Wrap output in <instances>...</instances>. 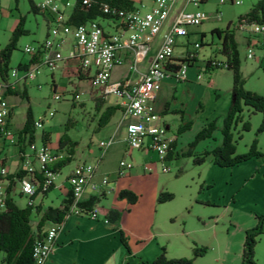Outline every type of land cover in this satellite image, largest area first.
<instances>
[{
  "label": "rangeland",
  "instance_id": "rangeland-1",
  "mask_svg": "<svg viewBox=\"0 0 264 264\" xmlns=\"http://www.w3.org/2000/svg\"><path fill=\"white\" fill-rule=\"evenodd\" d=\"M15 1L1 0L3 11L7 15L0 14L1 49L6 47L20 18L25 23L23 29L26 33L18 40L9 61L11 70L17 69L20 64H28L31 56L25 52L26 46L37 48L45 41L47 32L43 14L32 13L29 0H17L18 7ZM32 1L39 4L43 0ZM217 1L209 0L207 4L200 6L199 9L210 14V18L199 27L188 30L191 34V44L188 47L190 52H195L194 43H203L197 51V67H201L209 56L216 61L224 60L218 53L220 41L216 35H211V31L224 30L229 24L234 29L238 17L247 14L259 2L240 0L239 5H218ZM60 7H63L61 3ZM216 11L221 13L219 19L213 18ZM68 12L69 9L66 13ZM97 21L107 25L102 19ZM250 30L247 26L235 31L242 78L245 89L264 97V48L254 49L255 57L247 58L246 39ZM162 33L153 40L150 57L154 56ZM201 34L204 35L202 39ZM181 43L184 44V40ZM174 53L181 59L184 48L178 45ZM68 65L72 67L69 72H61L60 65L53 72L42 67L35 81L27 85L28 99L11 96L7 100L13 107L12 122L15 125L20 126L25 122L28 108L32 111L35 122L43 120L44 127L35 130L37 142L38 135L50 132L53 142L57 143L65 133L66 123L70 119L75 126L67 135L79 142L76 153L78 151L79 154H85L83 148L88 143L92 144L94 153L98 151L99 155V142L107 141L115 133L114 143L98 169L101 177L109 181L107 197L97 207L99 219L93 221L86 216H70L62 227L57 243L61 250L57 252L56 258L52 256L50 264H145L152 263L163 249L168 258L193 259L194 250L201 248H205L207 253L193 260V264H240L245 232L257 226V218L264 216V129L258 132L262 115L253 114L250 109L244 108L242 122L247 121L250 130L242 132V125L239 123L233 136L237 142V155L245 154L256 141L261 157L233 168L222 169L214 166L211 157L203 165L194 166L192 157L182 156L206 122L216 121L218 129L210 139L201 141L193 150L194 153L201 154L221 144L219 128L231 104L232 73L225 69L217 70L213 72L209 82L203 72L196 86L191 80L199 70L193 68L187 75L189 86L178 82L175 89L171 82L166 84L156 107L162 110L164 104L169 102L174 112L162 115L161 121L170 126L173 134H178V128L187 122L191 123V130L179 136V156L174 154L172 160L166 159L164 166L170 171L165 173L162 170V160L156 152L127 149L125 128H117L119 112L107 126L97 131L94 109V100L98 98L94 93L96 89H90L86 80H79L72 74L77 67L75 61ZM120 73L123 71L118 69L116 76ZM53 82L57 84L56 92L59 95L63 93L62 101L53 100ZM76 94L79 95V100H74ZM117 101V98L110 97L106 104L118 105L115 104ZM177 108L184 112L183 121L180 120L181 113H178ZM50 112L54 113L52 118L48 117ZM122 160L132 164L133 173L117 179L116 170ZM91 161V164L96 162L93 158ZM74 165V161H71L55 177L57 187L66 182ZM123 190H130L137 195L139 202L131 207L126 201H120L118 193ZM59 191V188H54L48 192L41 205V214L48 207L60 206L62 197ZM160 193L172 195L173 199L161 204L158 202ZM41 201L42 198L38 197L34 208ZM14 202L19 208H27L25 198L16 197ZM110 208H115L121 214L117 224L104 223L105 215L101 210ZM40 218L33 210L31 225L34 229ZM49 226L46 224L44 230ZM262 231L255 246L254 260L257 264H264V222ZM121 237L125 239L127 247L121 242Z\"/></svg>",
  "mask_w": 264,
  "mask_h": 264
},
{
  "label": "built area",
  "instance_id": "built-area-1",
  "mask_svg": "<svg viewBox=\"0 0 264 264\" xmlns=\"http://www.w3.org/2000/svg\"><path fill=\"white\" fill-rule=\"evenodd\" d=\"M78 0H65L63 7L58 9L55 0H43L37 4L40 12L51 17V26L48 35L37 48L26 46L25 52L31 59L37 56L38 60L26 69H12L8 80L0 82V140L11 145H17V136L10 125L11 106L7 94L16 89L19 83L34 82L42 67L51 72L56 70L65 61L75 60L78 63L75 76H80L89 84L90 89H96V97L105 101L115 97L122 108L118 128H125V142L127 149L156 152L162 160V170L170 171L164 166L167 155L175 135L161 121L162 115L154 108L157 93L163 81L168 78L183 83L191 60L197 59L200 43L193 44V50L184 48L180 60L174 61L175 48L180 40L189 36V28L199 27L210 18V14L200 10V6L209 0H132L134 8L122 10L118 7L103 5L107 25L98 21H88L80 26L67 24L70 12ZM218 5H239L240 0H218ZM90 0H81L82 6H89ZM193 7V9H189ZM70 10L66 14L67 10ZM221 13L216 11L213 18L219 19ZM249 26V36L246 39L247 58L255 57L254 49L264 48V24H240L242 30ZM164 29V30H163ZM162 33L160 44L156 48L154 57L149 61L144 73L139 71L140 64L148 57L153 48V40ZM2 49L0 48V62ZM211 66H221L212 60ZM127 64V73L117 80H112V74ZM175 66V67H174ZM135 73L137 78L130 77ZM200 79V75L197 76ZM80 80V79H79ZM40 88V86H38ZM54 89L53 100L62 101L63 93L59 95ZM79 100V95L74 96ZM115 103V104H117ZM53 112L48 114L52 118ZM36 129L44 127L43 120L34 122ZM171 134H170V133ZM113 134L107 141H100L98 145L99 157L95 164L87 161L78 162L67 177L71 188L70 216H86L92 220L98 219L99 210L93 207L87 209L83 195L86 189L98 191L100 186H106L108 180L103 178L100 184L94 183L98 162L103 159L114 143ZM28 152L21 154L20 170L25 174L21 177H9V170L0 161V212L6 210L7 196L14 189V193L27 199V207H33L34 198L42 185L48 188L54 184L57 174L50 172L46 166L57 160L58 155L47 141L28 145ZM66 154V153H65ZM59 159V158H58ZM133 171L130 162L122 160L118 164V175L125 176ZM40 174L42 181L36 175ZM37 194V195H36ZM105 224L108 220L105 219ZM63 225L50 224L49 228L36 241L38 242V264H46L53 250L56 249L57 239Z\"/></svg>",
  "mask_w": 264,
  "mask_h": 264
},
{
  "label": "trees",
  "instance_id": "trees-1",
  "mask_svg": "<svg viewBox=\"0 0 264 264\" xmlns=\"http://www.w3.org/2000/svg\"><path fill=\"white\" fill-rule=\"evenodd\" d=\"M31 12L38 14L39 9L32 0H29ZM103 5L110 7H118L122 10H131L134 8V3L132 0H90L89 6H82L81 0L76 1L75 7L70 12L67 24L71 26H80L88 21H97L100 19H107L106 14L103 13ZM251 25L264 24V0H259L251 10L244 16H239L237 24L234 25V29H231L229 24L226 29L220 30L215 29L211 31V35H216L220 41L218 53L224 57V60L219 61L221 66H211L212 60L206 62L205 71L213 73L217 70L225 69L232 73V91H231V104L228 107L226 116L222 120V125L219 128L221 132V144L212 150H205L201 154H195L194 149L197 145L206 139H210L215 131H217L216 121L210 123L206 122L201 132L195 136L194 141L189 144V149L182 154V156H190L193 158V165L200 166L203 165L206 160L211 157L214 166L221 167L222 169L233 168L239 166L242 163L249 161L250 159H255L261 157V154L257 148V143L254 141L245 154L237 155V142L234 139V131L237 124L241 123V131L248 132L250 130L249 123L242 122V113L244 108L250 109L253 114L259 113L262 115L261 126L259 128V133L264 129V97L255 94L254 92L248 91L244 87V80L242 78L240 54L238 51L239 43L237 42L235 31L239 29L240 24ZM24 19L20 18L19 24L13 30L11 38L8 41L6 47L2 49L1 62H0V77L3 81H7L9 78V61L11 55L16 50L17 42L21 36L26 32L23 29ZM204 35L201 34V39ZM203 43L201 42L202 46ZM38 58L35 56L30 59L28 64H20L18 66L19 70L26 69L31 66ZM176 62L183 63L184 60L174 59ZM195 61L191 60V63ZM175 67V66H174ZM80 80H84L83 76L79 77ZM9 95L20 96L22 98H29L27 92L24 90L22 93H17L15 91H9ZM168 106H166L167 108ZM94 109L97 115V126L98 130L104 128L108 125L110 120L122 110L119 105H107L106 101L102 98H95ZM33 113L28 108L27 115L25 117V122L22 130L19 132V137L21 142H28V144H34L36 139L35 125L33 119ZM74 121L68 119L65 126V133L61 136L59 140V148L66 149L65 156L57 158L56 161L50 163L46 166V169L55 174H59L62 169H64L71 161L73 162L76 156V150L79 144L74 142L68 135L67 132L74 128ZM191 129V123L187 122L179 127L178 136ZM48 138V134L44 133L42 139L45 142ZM23 148V146H22ZM21 148V149H22ZM176 148V142L174 141L171 149L168 152L167 160H172L174 154L178 157ZM25 173L20 171L15 177H21ZM39 180L42 181L40 174L36 175ZM9 177H14L12 174ZM55 184L48 188L40 186L38 193H42L43 196L47 195L49 191H52ZM36 194V195H37ZM36 197V196H35ZM71 192H69L68 200H65L63 204L59 207H48L42 214V217L37 222L35 229L31 225L33 210L39 215L41 213V207H27L19 208L17 204L8 198L6 210L0 212V264H36L33 256L34 245L36 240L43 234L46 224H56L64 225L69 217V206L71 205ZM119 200L126 201L129 205L135 206L139 202V197L133 194L130 190H123L118 193ZM172 195L166 193H160L158 197V202L164 204L171 201ZM99 202L98 198H92L89 202H84L82 205L87 209L91 210ZM121 214L118 210L112 208L106 213V219L109 224H117L120 221ZM257 226L253 229H248L245 232V240L242 245V255L240 264H257L254 260L255 256V246L258 241L259 236L262 234V226L264 222V216L257 218ZM121 242L125 247H127L126 241L121 237ZM166 250L163 249L161 253L155 258L152 263L145 264H193V260L205 255L206 249H195L193 254V259L189 258H168L166 256ZM144 264V263H143Z\"/></svg>",
  "mask_w": 264,
  "mask_h": 264
},
{
  "label": "crops",
  "instance_id": "crops-1",
  "mask_svg": "<svg viewBox=\"0 0 264 264\" xmlns=\"http://www.w3.org/2000/svg\"><path fill=\"white\" fill-rule=\"evenodd\" d=\"M65 2V0H55V5H56V7L58 8V9H61L62 7H60V3H61V6L63 5V3ZM15 3H16V5H17V7H18V2H17V0L15 1ZM59 4V5H58ZM35 5H37V4H35ZM0 14H1V16H6L7 14H6V11H3V7H2V4H1V0H0ZM38 14H43V16H44V19L46 20V23H47V32H46V37H47V35H48V27H50L51 26V17H49V16H47V14H45V13H42V12H40V11H38ZM66 14H68V13H66ZM13 32V31H12ZM190 33H189V36L187 37V38H184V39H181V40H184V44L183 43H181V40H180V46L181 47H185V48H187L188 49V47H189V45L191 44L190 43ZM159 44H160V42H159ZM158 47V44L156 45V48ZM156 52V51H155ZM154 55H155V53H154ZM154 57V56H153ZM153 57H150V55H148V57L140 64V66H139V71L141 72V73H144L145 71H146V69H147V66H148V63H149V61L153 58ZM175 58H177V59H179V57L178 56H176L175 55ZM212 60L213 58L212 57H208L206 60H205V62H204V64L201 66V67H197V60H198V58L193 62V63H191L190 65H189V67H188V70H187V74H186V80H185V82H183L184 83V85H188L189 86V84L188 83H190V80L188 79V77H187V75H189V72L193 69V68H198V73H197V75H195L194 77H193V79L191 80V82L192 83H194V85H196V86H198V84H199V81L201 80V76H200V79H197V76L198 75H201V73H205L206 74V76H207V80L210 82V80H211V77H212V75H214L213 73H210L209 74V72H206L205 71V67H206V62L208 61V60ZM71 61H75V60H69V61H65V62H63L62 64H60V70H62L61 72H63L64 70H67V72H69L70 70H71V66L70 65H68ZM76 62V61H75ZM219 62V61H218ZM77 63V62H76ZM76 66H78V63H77V65ZM77 68V67H76ZM76 68H74L73 69V71H72V74H74V76H75V72L74 71H76ZM18 69V68H17ZM118 69H120L121 71H123V73H120L118 76H116L117 74H116V71L118 70ZM127 64H125V66L124 67H122V68H120V67H118L115 71H114V73L112 74V80L114 81V80H117V78H119V76H121L122 74H125V73H127ZM10 72V71H9ZM134 76V80L137 78V75H135V73H131V75H130V77L132 78ZM68 77H71V75H68ZM76 77V76H75ZM115 77V78H114ZM77 78V77H76ZM78 79V78H77ZM3 80L1 79V77H0V82H2ZM168 82H171L172 84H173V86H174V88L176 89V84L178 83V82H176L174 79H172V78H168V79H166L165 81H163V83H162V87H161V89L158 91V93H157V98H156V100H155V104H154V108H155V111L157 112V113H159V114H161V115H164V114H167V113H169V112H174L171 108H170V106H169V102H165L166 104H164V108L162 109V110H158L157 109V107H156V104H158V102L160 101V99H161V96H162V93H163V91H164V89L166 88L165 86H166V84L168 83ZM53 84H54V86H53V89H56L57 88V84H55V82H53ZM179 84V83H178ZM27 85H28V83L27 84H23V83H19L18 85H16V89L15 90H13V91H15V92H17V93H22L24 90L27 92V94H28V91H27ZM233 85V84H232ZM231 91H232V89H231ZM231 91H230V94H231ZM11 96H14V95H9V94H7V97L9 98V97H11ZM14 97H19V96H14ZM92 99H93V97H92ZM118 102V101H117ZM117 102H115V103H117ZM10 105V104H9ZM11 106V105H10ZM166 106H168L167 108H166ZM11 109L13 110V107L11 106ZM178 109V113H181V121H183V119H184V112L182 111V109H179V108H177ZM177 109H175V110H177ZM11 110V115H10V120H9V122H10V125L13 127V131H14V133L17 135V136H19V132H20V130H22V128H23V125H24V123L22 124V125H20V126H17V125H15L12 121H13V118H12V115H13V111ZM119 114H120V118H121V111L119 112ZM120 118H119V120H118V123H119V121H120ZM184 125V124H183ZM205 125V124H204ZM165 126H167V125H165ZM168 128H170V126H167ZM204 127V126H203ZM118 128V127H117ZM123 128V127H122ZM119 129V128H118ZM203 129V128H202ZM201 129V130H202ZM191 130V129H190ZM178 131H179V128H178ZM201 132V131H200ZM125 133H126V131H125ZM185 133V132H184ZM183 133V134H184ZM44 133L42 132L40 135H38L39 136V138H38V142H40V140H41V137H42V135H43ZM114 135H115V133H114ZM175 135V142H176V148L174 149V151L176 152L177 151V149H179V136L177 135V134H174ZM182 135V134H181ZM180 135V136H181ZM125 137V136H124ZM37 139V138H36ZM60 140V139H59ZM47 143H49L50 145H51V148L56 152V154L58 155V158H61V157H63V156H65V153H66V149L65 148H63V149H60L59 148V146H60V144H59V141L57 142V143H54L53 142V138H52V135H51V133L50 132H48V138H47ZM37 142V141H36ZM74 142H76V141H74ZM78 144H79V142H77ZM28 142H21V138H20V140H17V145H15V146H13V145H11L10 143H8V142H4V141H1L0 140V161H2V163H3V166H5L8 170H9V172L14 176V175H17L21 170H20V160H21V154L22 153H25V152H28L29 153V151H28ZM22 146H23V148H22ZM79 146H80V144H79ZM22 148V149H21ZM77 150H78V147H77ZM83 150L85 151V154L84 153H81V154H79V152L77 151V153H76V156H75V159H74V163H75V165L78 163V162H81V161H87V163H91L92 161V158L97 162V160H98V157H99V155H98V151L96 152V153H94V150H93V146H92V144H89L88 145V143H87V147L86 148H83ZM212 150V149H211ZM209 151V150H208ZM98 156V157H97ZM104 160H105V157L103 158V159H101V161L100 162H98V167H97V169H96V172H95V177H94V179H93V181H94V183H96V184H100L101 183V180L103 179V177H101V175L98 173V169H99V166H100V164L101 163H103L104 162ZM75 165H74V167H75ZM117 171H118V169L116 170V176H117V179L118 178H120V177H125V176H128V175H130L131 173H133V171H131V172H129V174H127V175H125V176H119L118 175V173H117ZM72 172V170L70 171V173ZM70 173H69V175H70ZM68 175V176H69ZM58 176V175H57ZM56 177V176H55ZM101 177V178H100ZM55 181V180H54ZM55 184V183H54ZM108 184H109V181H108ZM108 184L106 185V186H100V188H99V190L98 191H94L93 189H91V188H88V189H86V191L84 192V195H83V199H84V202H89L92 198H98L99 199V202L94 206V207H98L100 204H101V202H102V200H104V199H106V188H107V186H108ZM54 188H59V193H60V195H61V197H62V199H61V204H60V206L63 204V202L65 201V200H68V198H69V192L71 191V188H70V185L68 184V182H67V179H66V182L65 183H62L61 185H60V187H57V185L55 184V187ZM16 188H15V185H14V189H12L11 191H10V195L8 196V198H12V200H15V198L16 197H19V198H25L24 196H20L18 193H14L13 191L15 190ZM16 191V190H15ZM38 197H41L42 198V201L40 202L41 204L39 205L40 207H41V205H43V200L44 199H46V197H47V195H45V196H42V195H37L35 198H34V205H35V200L38 198ZM26 199V198H25ZM119 199V198H118ZM120 201H122V200H120ZM26 202H27V199H26ZM34 205H33V207H34ZM129 205V204H128ZM60 206H58L57 208H59ZM131 206V205H130ZM131 207H133V206H131ZM93 208V207H92ZM101 208V207H100ZM42 209V208H41ZM110 209H112V208H110ZM115 209V208H114ZM109 210V209H108ZM108 210H101L102 211V214L103 215H105V219H106V213H107V211ZM43 213V212H42ZM41 217H42V214L40 213L39 214ZM75 217H77V216H75ZM82 217H84V216H81V217H77V218H82ZM69 218V217H68ZM86 218H88V217H86ZM90 219V218H89ZM98 219H99V216H98ZM98 219H96V220H93V221H98ZM67 221H68V219H67ZM65 223H66V221H65ZM64 223V224H65ZM107 224H109V223H107ZM50 225V224H49ZM61 235V234H60ZM59 235V236H60ZM59 236H58V239H57V243H58V241H59ZM61 250V248H59L58 247V245L56 246V249L55 250H53V252L51 253V255H50V257H49V259H48V261H47V263L46 264H50L51 262H50V259L52 258V256L53 257H55L56 258V254H57V252L58 251H60Z\"/></svg>",
  "mask_w": 264,
  "mask_h": 264
},
{
  "label": "bare ground",
  "instance_id": "bare-ground-1",
  "mask_svg": "<svg viewBox=\"0 0 264 264\" xmlns=\"http://www.w3.org/2000/svg\"><path fill=\"white\" fill-rule=\"evenodd\" d=\"M38 242L35 243L34 245V250H33V256H34V259L36 261V264H38Z\"/></svg>",
  "mask_w": 264,
  "mask_h": 264
}]
</instances>
